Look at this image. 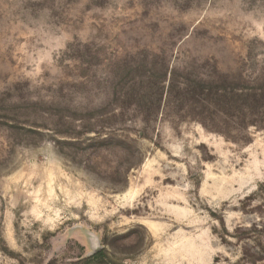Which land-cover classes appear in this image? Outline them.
<instances>
[{
    "label": "rangeland",
    "instance_id": "1",
    "mask_svg": "<svg viewBox=\"0 0 264 264\" xmlns=\"http://www.w3.org/2000/svg\"><path fill=\"white\" fill-rule=\"evenodd\" d=\"M166 65L249 89L264 0H0V264H264V124L111 114Z\"/></svg>",
    "mask_w": 264,
    "mask_h": 264
},
{
    "label": "trees",
    "instance_id": "2",
    "mask_svg": "<svg viewBox=\"0 0 264 264\" xmlns=\"http://www.w3.org/2000/svg\"><path fill=\"white\" fill-rule=\"evenodd\" d=\"M168 71L170 76L167 85L158 87L154 99H149L153 93L150 81H147V89L142 93L135 90L133 84L128 88L125 99L120 101L121 105L112 107L111 114L123 118L130 105L133 112L149 121L159 110L198 109L203 118L199 121L205 127L204 118L211 116L217 126L227 129L232 122L242 127L264 124V77L257 79L248 89L240 73L216 71V75L210 79L194 76L193 69H185L178 80L175 71L168 69L167 65L162 76L164 74L165 77Z\"/></svg>",
    "mask_w": 264,
    "mask_h": 264
}]
</instances>
